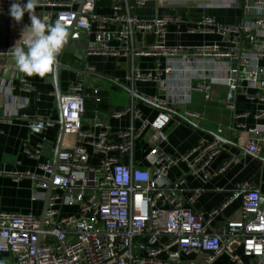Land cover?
<instances>
[{"label": "built area", "instance_id": "built-area-1", "mask_svg": "<svg viewBox=\"0 0 264 264\" xmlns=\"http://www.w3.org/2000/svg\"><path fill=\"white\" fill-rule=\"evenodd\" d=\"M101 1L106 0H85L76 10L71 7L78 5V0H37L35 8H47L44 19L49 22L53 18L62 21L67 30L72 27L71 40L86 36L93 29L94 38L85 50L88 55L160 57L166 61L163 72L186 77L190 91L208 92L212 84L221 82L234 92L242 85L243 95L264 101V0H243V17L247 19L237 26L201 18L188 32L216 35L226 41V46L187 49L164 44L166 27L179 24V17L141 20L133 15V7H142L152 0H110L109 16L94 12ZM180 1L193 4L190 0ZM235 2L208 0L207 5L233 6ZM12 3L13 0H0V14H8ZM112 41L118 46L112 47ZM7 55L12 53L0 46V56ZM191 63H198L199 68H187ZM216 72L226 75L212 76ZM190 73L200 75H187ZM151 77L149 73L133 75L135 80ZM26 82L21 74L19 84L29 88ZM97 94V90L85 93L81 86H73L60 96L63 133L74 136L75 142L71 149L59 151L54 165H39V175L7 174L13 180H31L40 191L32 196V201L45 198L49 181L50 194L42 220L0 212V254H7L11 264H216L224 254L232 264L254 259L257 264H264V206L260 205L257 192L245 183L237 185L232 199L242 200L239 219L214 228L213 222L224 206L195 212L191 205L200 191H192L185 202L181 195L184 180L167 179L168 167L181 162L188 165L191 174L203 173L218 152L219 143L200 140L178 158L159 157L153 148L146 157L151 169L123 164L118 156L131 151L132 140L139 132L133 128L122 131L118 134L121 143L116 144L97 116L84 130L85 102L93 98L98 103ZM128 114H132V108L112 115L119 118ZM186 115L199 119L196 114ZM252 117L264 122V111ZM133 119L141 120L137 111L133 112ZM39 122L30 123V128L53 125L49 120ZM142 123L144 128L147 123ZM258 130H248L250 138L245 150L251 156L259 155L260 143L264 142L263 136H255ZM158 140L163 142L165 138L160 135ZM89 151L99 155L96 165L88 163ZM25 152L37 158L39 147ZM229 163L221 165L215 174L223 173ZM62 209H74V213L61 214ZM160 239L165 243L159 245ZM182 256L195 259L183 261Z\"/></svg>", "mask_w": 264, "mask_h": 264}, {"label": "crops", "instance_id": "crops-1", "mask_svg": "<svg viewBox=\"0 0 264 264\" xmlns=\"http://www.w3.org/2000/svg\"><path fill=\"white\" fill-rule=\"evenodd\" d=\"M68 1V0H65ZM81 0H78L80 2ZM152 0L142 7H133L132 13L141 20H153L163 16L179 17V24L166 27L164 44L167 47L190 48L202 45L226 46L216 35L190 33L201 18H211L216 24L237 26L247 17H243V0H235L233 6L207 5L208 0ZM106 5L95 7L97 15L109 16L110 0ZM100 2V3H101ZM199 3L196 5L194 3ZM79 4V3H78ZM71 9L79 10V5ZM27 11L31 12L32 9ZM35 14L44 19L47 8H35ZM53 21V18H52ZM30 23L25 12L19 23L10 14H0V46L11 52L15 43L22 45L21 31ZM94 30L76 40L69 39L64 51L58 58L65 69L58 71V88L60 94L68 92L70 87L81 86L85 93L97 90V97L105 99V106L99 108L93 98L85 102L83 129H88L97 116L106 127L112 142L119 144L118 134L133 128L139 132L132 140V149L120 154L119 160L126 165L141 169H151L147 154L156 148L159 157L178 158L185 155L198 141L213 140L216 135L224 144H219L218 152L212 157L205 171L191 174L185 162L172 165L167 169V179L184 180L182 198L187 202L192 191L199 190L198 198L191 205L195 212H208L214 208L221 209L213 222L216 228L225 222L239 219L242 207L241 198L232 199L234 188L247 184L260 196V205L264 206V142L260 143L261 152L251 156L245 150L250 135L249 129L257 128L256 137H264V122L252 116L264 111V101L252 95L245 96L240 89L235 92L232 103H228L229 90L221 82L211 85L208 92H194L187 88V78L181 74L166 75L163 72L166 61L156 56H127L122 58L102 57L86 54L87 45L94 38ZM117 47L116 41L111 42ZM187 68H199L198 63L187 64ZM223 68V65H221ZM137 72L149 73L150 79L135 80ZM189 73V72H188ZM21 73L17 70L12 55L0 56V212L19 213L39 217L42 214L44 199L32 201L37 191L29 178L13 180L7 174L39 175V165L51 163L59 134L58 106L53 80L47 74L43 77L25 76L29 88L19 84ZM198 76L200 74H187ZM207 75V74H206ZM223 72L212 76L223 78ZM155 100L156 105L168 111H161L133 98ZM132 108V114L119 118L114 112ZM137 111L141 120L133 119ZM186 113L199 116L195 120ZM242 114H248L242 117ZM49 120L50 127L30 128V123ZM145 121L147 124L142 128ZM165 140L159 142L158 136ZM75 142L74 136L63 134L60 151L69 150ZM39 147L38 157H30L25 150ZM99 155L88 152V163L96 165ZM227 169L216 175L219 167L229 162ZM206 175V177L204 176ZM38 195V194H37ZM61 210V214H63ZM74 213V212H73ZM71 214V213H70ZM157 243L164 244L160 239ZM173 251V248H171ZM195 259L182 256L181 260ZM244 264H257V260H243ZM0 264H11L7 254H0ZM216 264H232L229 257L220 256Z\"/></svg>", "mask_w": 264, "mask_h": 264}, {"label": "clouds", "instance_id": "clouds-1", "mask_svg": "<svg viewBox=\"0 0 264 264\" xmlns=\"http://www.w3.org/2000/svg\"><path fill=\"white\" fill-rule=\"evenodd\" d=\"M37 0H13L9 14L19 23L26 12L30 23L21 31L22 45L10 49L17 70L28 77L43 78L68 42V30L62 21L49 22L35 14ZM28 9L33 11L29 12Z\"/></svg>", "mask_w": 264, "mask_h": 264}, {"label": "water", "instance_id": "water-1", "mask_svg": "<svg viewBox=\"0 0 264 264\" xmlns=\"http://www.w3.org/2000/svg\"><path fill=\"white\" fill-rule=\"evenodd\" d=\"M85 0H81L79 2V9L83 6ZM72 31V27L70 29H68V40H69V37H70V33ZM67 44V43H66ZM66 47V45L62 48L61 52L59 53V55L57 56L56 58V61L55 63L53 64L52 68L50 69V71L47 73L48 76H50L53 80V86H54V91H55V97H56V101H57V106H58V125H59V134H58V138H57V143H56V147H55V152H54V158H53V161H52V165L55 164L56 162V158H57V155L60 151V145H61V140H62V137H63V123H62V118H61V111H60V92H59V88H58V71L59 70H63L65 69L61 64H59L58 62V58L60 56V54L64 51V48ZM235 96V92L234 91H229V94H228V103H232L233 102V98ZM133 98H135V100L137 101H140V102H144L146 104H148L149 106H153L155 108H157L158 110H161V111H168L166 110L165 108H163L162 106H159V105H156L146 99H143V98H140L139 96L137 95H134ZM213 140L214 141H217L219 144H224L223 143V140L222 138L214 135L212 136ZM50 182H48V185H47V188H46V192H45V198H44V205H43V210H42V214L40 216V219L42 220L44 215H45V212H46V207H47V201H48V197H49V194H50Z\"/></svg>", "mask_w": 264, "mask_h": 264}, {"label": "trees", "instance_id": "trees-1", "mask_svg": "<svg viewBox=\"0 0 264 264\" xmlns=\"http://www.w3.org/2000/svg\"><path fill=\"white\" fill-rule=\"evenodd\" d=\"M107 4V2H99L98 4H97V6L99 7V6H103V5H106ZM98 106H99V108L101 107V108H103V106H105V99H103L102 98V100H100V102L97 104Z\"/></svg>", "mask_w": 264, "mask_h": 264}, {"label": "rangeland", "instance_id": "rangeland-1", "mask_svg": "<svg viewBox=\"0 0 264 264\" xmlns=\"http://www.w3.org/2000/svg\"><path fill=\"white\" fill-rule=\"evenodd\" d=\"M74 212V209H64L63 210V214H70V213H73Z\"/></svg>", "mask_w": 264, "mask_h": 264}]
</instances>
